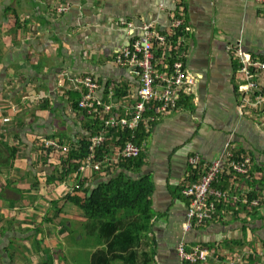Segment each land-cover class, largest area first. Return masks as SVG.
Here are the masks:
<instances>
[{"label": "crops", "instance_id": "0c3cea01", "mask_svg": "<svg viewBox=\"0 0 264 264\" xmlns=\"http://www.w3.org/2000/svg\"><path fill=\"white\" fill-rule=\"evenodd\" d=\"M183 3V65L194 84L186 102L150 124L137 169L104 162L114 176H147L153 184L146 216L125 215L123 226L104 238L100 223L86 220L74 204L59 203L60 211L52 205L76 181L70 176L56 184L51 174L87 134L69 97L91 75L100 84L99 96L105 86L115 87L114 107L122 115L129 112L139 79L115 55L140 35L144 23L170 33L176 1L0 0V264H41L47 254L35 238L49 250V264H183L176 250L180 242L207 248V264H251L253 255L256 264H264V207L237 206L251 192L264 200V185L257 183L264 176V123L240 113L238 58L226 49L240 44L252 57L264 58V3ZM59 4L67 9L58 12ZM158 50L155 65L166 71L168 52L158 56ZM45 139L61 143L46 162L40 150ZM229 139L236 154L250 156L249 175L223 174L213 187L227 192V199L217 203L212 220L185 230L188 201L182 188L192 170V179L202 172L191 169L188 159L197 153L210 162ZM93 173L87 186L107 177L106 171Z\"/></svg>", "mask_w": 264, "mask_h": 264}, {"label": "built area", "instance_id": "2783aa9c", "mask_svg": "<svg viewBox=\"0 0 264 264\" xmlns=\"http://www.w3.org/2000/svg\"><path fill=\"white\" fill-rule=\"evenodd\" d=\"M176 9L171 22V32H159L151 22L144 23L140 27V35L131 39L127 46H124L116 55L115 61L120 66H130L135 69L139 83L136 92V101L133 103L128 115H121L114 107V88L109 86L106 96L98 95L100 84L91 75H84L81 78L82 95L78 101L79 108L86 109L89 113L95 112L104 119L106 127L127 128L132 135L127 140L122 150L112 154L113 159L106 156L105 162L111 163L118 159H134L142 152V145L135 141V131L142 122L150 124L163 114L176 110L179 106L180 95H189L194 84L185 71L183 55L174 58L172 65L166 71H158L155 65L156 48L161 47L164 52L169 53V36L174 34L176 29H183L184 32V3L183 0H175ZM264 3V0H254ZM67 9L66 5L59 4L56 7L58 12ZM132 27L130 22L127 23ZM157 42V46L155 43ZM182 42V39H181ZM227 51L238 58L237 73L239 80L236 87L238 96V109L240 113H249L261 117L264 123V58L252 57L243 51L240 44L227 45ZM96 106V108H95ZM147 112H150L147 115ZM105 139L103 133L92 135L90 140V154L82 160L77 172L84 173L88 170H96L100 162L95 163L94 150ZM44 145L60 149L59 141L45 139ZM192 169L202 168L198 180L187 183L182 190V195L187 199L186 220L183 228L190 230L199 227L209 220H212L217 211V203L227 199V192L214 188L223 174L227 171L235 176L249 175L251 158L249 155L236 154L231 140L224 143L221 153L210 162L202 161L199 154H193L189 158ZM245 198L243 201H245ZM258 200H253L252 205H257ZM177 255L183 264H207L210 251L201 246L194 245L186 247L180 242L176 248Z\"/></svg>", "mask_w": 264, "mask_h": 264}, {"label": "trees", "instance_id": "16d2710c", "mask_svg": "<svg viewBox=\"0 0 264 264\" xmlns=\"http://www.w3.org/2000/svg\"><path fill=\"white\" fill-rule=\"evenodd\" d=\"M183 35V29H176L174 34L169 36L168 40L170 41L171 48H169L167 58H164V61L168 66L172 65L175 57L184 54V45L181 42ZM155 46H157V42L155 43ZM162 53L163 50L159 47L157 55H162ZM108 88L109 85L104 87V97L108 92ZM114 89L116 97L119 93L116 91L115 87ZM81 95L82 91L73 92L70 94L69 98L72 108L81 111L82 127L87 134L79 139L75 146L67 149V151L61 156V165L58 168L56 175L53 173L51 174L52 180L53 182L56 181V184L62 180L69 179L70 176L74 178L76 184L72 187L71 192L67 191L62 197L58 198V200L52 201V205L55 211H60L61 206L59 207V203L74 204L82 211V215L86 220L100 223V236L106 238L118 230L119 227L123 226L124 219H126L125 215L128 218L132 213H137L138 211L140 215H143L144 213L146 216V213L150 211L149 194L153 189V184L151 179L147 176L139 179H132L124 172H119L114 176V170L111 166L107 165L105 167V157L109 156L112 151L114 153L118 152L123 147L124 143L131 138L132 133L127 128L106 127L101 115H97L95 112L89 113L86 109L79 108L78 101ZM187 99L188 95L182 93L180 95L179 103H184ZM128 113L129 112H125L124 115L126 116ZM149 113L150 112H147V115ZM149 128H147V123L142 122L138 129H136L134 141L138 145L144 143ZM100 133L105 135V139L94 150L95 163L100 162V167L96 170L91 169L84 173H78L77 170L82 160L90 154L89 138L92 135ZM59 144L61 143L59 142ZM52 149L54 148L48 147L41 142L40 150L42 153H47L43 156L45 162L48 156L52 153ZM54 150L60 151L61 149ZM141 164L142 154L134 159L117 160V165L127 170H130V168L137 169ZM94 171H106L107 177H105L104 180L99 181L93 187L87 186L89 182L88 179L91 178ZM194 175L196 176L195 170L191 172V176L194 177ZM238 176L248 177L247 175ZM257 183L264 185V176L263 178L257 179ZM253 200H258L257 205L251 204ZM243 202V204L240 203L237 206L239 207L242 205L243 209L251 207L253 211L264 207V200L260 199L257 192H251L246 195L245 201ZM34 243L37 244L39 250H41L43 254H47V257L45 260H42L41 264H49L51 257L49 250L44 247L43 239L35 238ZM258 260L259 259L253 255L250 257L249 263L252 264L258 262Z\"/></svg>", "mask_w": 264, "mask_h": 264}, {"label": "rangeland", "instance_id": "374dc122", "mask_svg": "<svg viewBox=\"0 0 264 264\" xmlns=\"http://www.w3.org/2000/svg\"><path fill=\"white\" fill-rule=\"evenodd\" d=\"M123 148V147H122ZM122 148L120 149V150H122ZM120 150L118 151V152H120ZM113 152V151H112ZM114 153V152H113ZM117 153V152H116ZM116 153H114V154H116ZM141 154V153H140ZM190 158V157H189ZM188 162H189V159H188ZM189 165H190V163H189ZM190 167H191V169H192V166L190 165ZM193 171V170H192ZM191 171V172H192ZM95 172V171H94ZM190 176V178L191 179H189V180H187V182L184 184V186H183V188L186 186V184L187 183H191V182H193V181H196V180H198V178L197 179H192V176H191V174L189 175ZM75 185V184H74ZM183 188H182V190H183ZM72 238H75V234H73L72 236H71ZM178 256V255H177ZM179 258V257H178ZM180 260V259H179Z\"/></svg>", "mask_w": 264, "mask_h": 264}]
</instances>
